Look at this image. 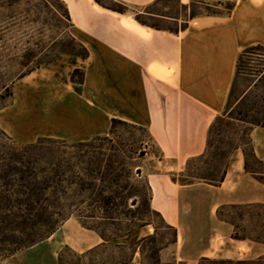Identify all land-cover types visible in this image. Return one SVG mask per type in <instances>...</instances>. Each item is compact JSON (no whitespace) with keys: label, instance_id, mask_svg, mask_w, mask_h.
<instances>
[{"label":"crops","instance_id":"crops-1","mask_svg":"<svg viewBox=\"0 0 264 264\" xmlns=\"http://www.w3.org/2000/svg\"><path fill=\"white\" fill-rule=\"evenodd\" d=\"M60 1L69 15V34L87 56L58 55L45 69L20 78L11 103L0 110V130L18 144L40 138L73 144L106 136L113 119L145 129L163 167L147 177L149 205L176 232L175 243L159 251L161 263L214 259L264 264V243L233 240V227L216 216L221 206L264 205V185L244 170L241 150L234 152L217 186L173 180L187 160L204 153L210 125L225 114L240 53L253 46L264 48V0H177L180 7L199 2L231 7L189 17L173 33L142 26L130 15L160 0H110L124 4L125 14L95 0ZM77 71L82 74L79 81L73 79ZM33 124L39 131L25 134ZM250 140L264 164V129L254 127ZM209 191L215 194L211 200L203 195ZM153 233L151 225H144L106 239L69 218L50 237L17 252L7 263L142 264L140 244ZM104 248L123 249L128 256L98 260ZM65 250L78 260L62 263Z\"/></svg>","mask_w":264,"mask_h":264},{"label":"trees","instance_id":"trees-1","mask_svg":"<svg viewBox=\"0 0 264 264\" xmlns=\"http://www.w3.org/2000/svg\"><path fill=\"white\" fill-rule=\"evenodd\" d=\"M10 0H0V3ZM63 16L69 23V15L63 3ZM161 1V0H160ZM159 1V2H160ZM95 2L119 14L128 12L122 3L113 2L116 7H107L100 0ZM156 4V3H155ZM133 13L134 20L142 26L155 30H165L171 33L175 30L160 28L142 20L141 16L150 14L149 8ZM204 7L206 12H191V6ZM227 9L231 5L226 4ZM217 5L202 2L190 3L181 8L188 11L189 17L199 13L208 15L209 9ZM183 27V26H181ZM80 46L82 53L67 52L79 58H85L87 51ZM255 51L264 52L261 46H253L243 50L237 60L236 75L229 96L227 110L222 116H217L209 127L206 148L202 155L187 160L185 168L173 180L180 185L205 183L217 186L223 182L226 170L233 159L236 150H241L244 157V170L264 185V172H259L248 165L250 158L255 165L264 168V164L253 153L250 132L254 127L264 129V118L247 121V116L234 118L231 116L230 102L240 77L245 73V58ZM260 78L253 82L256 87ZM249 88L242 93L237 103H242L249 93ZM12 98V92L4 87L0 91V109L3 103ZM240 115V113H238ZM249 125L245 139L241 145H235L233 134L223 131L221 127L233 129V123ZM117 127L127 128L142 134V139L124 144L116 135ZM0 263L17 252L36 245L50 237L69 218L74 217L83 227L93 229L86 219L114 221L118 216H126L130 205L142 202L143 210L159 218L162 227L172 231V242L175 243L176 232L166 225L161 216L151 210V189L147 182L138 184L133 175H140L137 159H142L149 148L151 138L148 132L136 125L120 120H111L109 133L90 141L69 144L65 141L40 138L36 142L17 146L0 130ZM215 138L217 140H215ZM216 143V144H215ZM198 166L192 169L193 163ZM250 210H255L254 214ZM264 205L221 206L216 211L217 219L233 227L231 238L239 241L264 243V223L262 214ZM234 215V217H232ZM254 220H259L254 221ZM147 239L157 235V227ZM144 226V225H142ZM141 227V226H140ZM259 230V232H257ZM101 237H104L98 232ZM210 261L203 259L202 262ZM221 264H250L248 262H231L217 260Z\"/></svg>","mask_w":264,"mask_h":264},{"label":"rangeland","instance_id":"rangeland-1","mask_svg":"<svg viewBox=\"0 0 264 264\" xmlns=\"http://www.w3.org/2000/svg\"><path fill=\"white\" fill-rule=\"evenodd\" d=\"M100 1L107 7H116L110 0ZM226 8L227 5L223 4L221 7L212 8L209 11L223 12ZM148 12L150 14L141 16L143 21L160 28L172 30L182 26L188 16V11L181 8L177 0H161L150 7ZM191 12H206V10L202 6L192 5ZM133 13L136 12H131L130 15L134 16ZM63 14L64 9L58 0H10L0 3V91L7 87L12 92L14 84L20 78L37 68L45 69L58 55L68 54L67 52L82 53L83 49L72 41V37L69 34V23ZM244 62L247 75L240 77L236 84L235 92L230 102V107H232L231 116L242 118L245 115L247 116V121L252 119L261 120L264 118V52L255 51L246 57ZM81 77V72L73 73L74 80L79 81ZM257 78H260V80L257 82L256 87L253 88L252 84ZM248 88L250 90L248 96L242 103L238 104L237 100ZM10 103L11 99L3 103V105L6 107ZM249 128L247 124L235 122L232 130L224 126L221 127L223 131L221 136H225V132H230L233 134L235 145H241V141L245 139V133ZM38 131L39 126L33 124L28 126L24 133L31 136ZM116 135L124 144H130L142 139L141 133L122 127H117ZM215 140L217 139L215 138ZM10 141L17 146L26 145L15 143L11 139ZM146 152L147 154L142 159L136 160L139 165L140 175H133L134 180L140 185L147 182V177L152 172H161L163 170L162 165L159 163L161 155L152 142L149 143V148ZM247 161L250 168L264 172V168L255 165L250 158ZM198 164V162H194L192 169ZM152 185L157 193L158 186L155 179L152 180ZM203 195L209 200L215 196L211 191ZM160 203L156 202V205L158 206ZM142 205V202H140L132 206L129 199V211L126 212V216L117 215V219L114 221L97 218L86 219L85 222L89 226L95 227L106 239L122 237L142 225L152 223L153 226L157 227V235L152 239H145L140 244L141 263L175 264L172 260L161 263L159 254L161 249L171 247L172 231L162 227L159 218L146 213ZM205 210L208 211V207ZM255 212V210H250L251 214ZM260 214L263 216L262 220L264 223V212H260ZM254 221L259 222V220ZM127 252L123 249L117 251L104 248L97 255H99L98 260L99 258H109L111 255L117 256V254L119 258L124 259L128 256ZM93 257L95 259L94 255ZM9 258L4 259L1 263L6 262L4 264H8ZM94 259L89 257L90 261ZM77 260L67 250L63 251L61 256L62 263H73ZM216 261L211 259L201 264H221Z\"/></svg>","mask_w":264,"mask_h":264}]
</instances>
